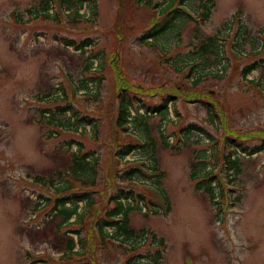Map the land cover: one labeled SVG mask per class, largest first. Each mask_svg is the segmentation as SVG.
<instances>
[{
	"label": "rangeland",
	"instance_id": "1",
	"mask_svg": "<svg viewBox=\"0 0 264 264\" xmlns=\"http://www.w3.org/2000/svg\"><path fill=\"white\" fill-rule=\"evenodd\" d=\"M45 1L0 0V264H137L160 240V264H264V0H213L207 21L183 19L153 40L142 37L161 16L145 1L88 0L77 17L63 3L74 0H48L52 18L41 10ZM207 1L187 0L181 8L198 12ZM217 36L216 54L205 61L192 55ZM86 40L90 45L77 48ZM254 61L258 67L242 77ZM191 64L198 65L186 78ZM204 68L212 75L191 87L198 94L181 96V82L188 89ZM138 85L150 95L139 94ZM165 97L163 122L154 109ZM123 98L133 118L149 115L144 124L131 120V136L114 126ZM66 121L74 125H61ZM132 137L155 149L168 211L150 179L147 147L126 162L114 158L119 142ZM228 153L239 160L238 172L225 164ZM75 158L77 171L88 165L92 189L68 175ZM134 164H145V179L121 176ZM210 170L213 199L196 189ZM65 184L69 189H57ZM131 188L145 199L126 201L141 207L128 215L138 240L119 239L113 228H105L112 239L90 238L87 220L103 219L112 194ZM82 192L94 198L91 217L84 227L58 228L55 199ZM147 195L157 199V213ZM78 203L79 212L86 209ZM73 230L84 242V259L61 263L67 240L77 242Z\"/></svg>",
	"mask_w": 264,
	"mask_h": 264
},
{
	"label": "trees",
	"instance_id": "2",
	"mask_svg": "<svg viewBox=\"0 0 264 264\" xmlns=\"http://www.w3.org/2000/svg\"><path fill=\"white\" fill-rule=\"evenodd\" d=\"M88 0H74L73 2L67 1V2H63L64 4L66 3L67 5L65 6L66 9H68V11H74V14L77 17H81L78 14V11L80 10V8L82 7V4L85 2H87ZM138 3L141 2L142 0H136ZM165 3H157V4H152V2H148V5L151 6L154 10H158V14L161 16V20L160 17L157 21L155 20L154 23L152 24V27L143 35V39L147 40H153L152 38H156L158 35L165 33L166 31H169L171 29H174L175 27H177L179 25V22L184 20H191V21H195V23H199V22H205L208 20V17L211 14V9L214 5L213 0H208L207 3H200L197 6V10L198 12L193 8H192L193 12L192 15L190 16L189 14H187L184 10H182L181 8H179V5H184V3L187 0H165ZM191 1V0H190ZM49 1L46 0L45 3L42 4L41 10L43 11L44 14H46V16L48 18H52V14L49 13V9H50V3H48ZM94 3V0H91V3ZM78 4V5H77ZM77 5V7H76ZM92 8V13L93 15L96 14L95 12V4H92L90 6ZM69 13V12H68ZM56 17V16H54ZM222 37H208L205 40L200 42V45L197 46L195 52L192 53V55L196 54L198 55V57L202 60L205 61L206 57L209 54H216L217 53V49H218V40H221ZM224 40V39H222ZM89 44V40H86L84 42H82V44L80 46H77V48H82L83 46H88ZM258 61H254L251 64H248V66H245L241 71L240 74L242 75V77H246L248 74H250L252 71H254L257 67H258ZM188 65V64H187ZM192 66L189 67V73L186 74V78L190 77V74L194 71L193 68L195 69V67L197 68V65L195 66V64H191ZM193 70V71H192ZM181 70H179L180 72ZM211 72H208L207 69L204 68V70H202V72H200L199 74H197V76H193L191 77V82H190V87L187 89V86H185V84L183 83V81L181 82V85L183 86V90L179 93L181 96L185 97H194L196 94H198V91H194L193 89H191V87L196 86L202 79H204V77L208 76V75H212L209 74ZM83 86V85H82ZM84 88H86L87 86L84 85ZM62 89V88H61ZM140 92H138L139 94L142 93L143 94H149L150 92L148 90H144L143 88H139ZM155 94V91L151 94L153 95ZM90 95V97L92 96V94H88V96ZM210 92L206 93L207 96V100H209V97H211L212 95H210ZM205 96V97H206ZM93 97V96H92ZM197 98V97H195ZM195 98H192V100H194ZM199 98V96H198ZM200 99V98H199ZM170 101L169 97H165L163 99V102L156 106L154 111L156 112V114H159L160 119H162L163 122H165L167 120V116H168V102ZM210 105H212L211 102H209ZM131 106L132 103L130 100L128 99H121L120 100V104H119V109L116 112V116H115V121H114V126L118 129V130H122V132H127V127L126 124L128 122V118L130 116V110H131ZM66 109V108H64ZM69 109V108H68ZM65 111V110H64ZM208 116L209 118L212 119H216V115L213 109H211L208 112ZM139 119L142 120H138L137 116L133 119L134 123L138 122V124L143 123L144 124V120L149 117V116H139ZM213 121V120H212ZM64 126H73L74 123L70 122V121H66L65 123L61 124ZM199 129V128H198ZM201 130V129H200ZM185 131H188V127L185 129ZM260 132V130L258 131ZM94 133L96 134V131L94 130ZM144 133L146 134V136H148V132L144 131ZM234 134V133H232ZM161 137L163 138L162 134ZM262 137H264V132L262 134ZM119 142V140H118ZM162 144L164 146H168V143L165 141V139H163ZM118 146H120L116 152L115 155L118 156L119 158L121 157H125V155L129 154L132 151H136L140 148H146L149 150V169L151 174V178H153V185L157 188L161 198L166 202L167 204V211L169 210V205H168V197L165 193L164 190H162V185L160 183V179L161 177H163V171H160L158 169V163L156 162L155 158H154V153H155V149L153 148V146H149V144L145 141L143 144H139L137 143V141L130 139L127 142H119ZM261 149V148H260ZM231 154L232 153H228L224 158V160L226 161L225 164H227L230 161V165L232 167H234L233 170H235L236 172L239 171V160L235 159V158H231ZM85 156V154L83 155ZM86 158V157H84ZM83 158V162L84 159ZM74 164H72L70 166V170L72 171V175L80 180L81 185L83 187L86 186H90L91 183L93 182V180H91L88 175L86 174V168H87V164L83 163L82 167H81V171H77V167L78 165V160H74L73 161ZM143 164L141 166H136V167H130L128 168L123 174L122 176L125 177L127 179V181L133 180V178L135 179H139L146 178V175H144V170H143ZM211 171V170H210ZM192 179L197 178L194 174H192L190 176ZM89 178V179H87ZM216 178V176L212 173L209 174H205L204 176H202V180H199V182L196 184V189L201 190L203 189L212 199H213V186H212V182L213 180ZM51 181V180H50ZM53 182V180L51 181ZM68 184H65L64 187H60L57 188L58 190H62L65 191V189H69ZM149 202L151 204V209L153 210L154 213H157V211L154 209L155 206V199L152 197V195H147ZM112 200L115 201V205L114 207L110 208L106 214L105 217L103 219H101L98 223H97V227L98 230L101 233V237L103 240H105L104 237V228L106 227H113L114 231L116 233V236L118 237H123L126 238V240L128 239H134L135 241L136 238L133 237L134 234V230L133 229H129L128 228V224H129V218L128 215L131 211L133 210H141L140 206H137V208L134 207V205H130V204H122V201H126V200H131L134 203H138V202H142L144 204L145 199L143 194L141 193H136L132 188L129 190H116V193L111 197ZM85 202L86 201V209L83 211V213H78L77 212V203L78 202ZM71 202V206L70 208L65 207L66 203H70ZM93 203H94V198L92 195L88 194L87 192H82L81 194H69L64 196V197H60V198H56L55 199V204L58 206L59 205V210H58V214L60 217V224L58 226V228H60L62 225L64 224H68L69 219L75 215L76 220L75 222L71 223L74 226L76 225H81L83 226V223L85 221V219L87 217H89L91 210L93 209ZM39 206V204H35V207ZM116 215H121V218L119 220H111V218L115 217ZM70 225V224H69ZM89 229H90V238H92V234H93V230L91 227V223H89ZM74 233L78 234V230H73ZM162 245V241H159ZM81 246L79 248H83L84 246V242L82 241V239L80 240ZM74 241L68 239L67 240V245H66V249L64 254V257L60 258V261L62 262H66V261H79L82 260L85 256V254H83L82 252L78 251V252H74ZM80 246V245H79ZM161 250H156L153 254H150L148 257L151 259L153 264H160L159 260L161 258ZM152 256V257H150ZM64 260V261H63Z\"/></svg>",
	"mask_w": 264,
	"mask_h": 264
}]
</instances>
